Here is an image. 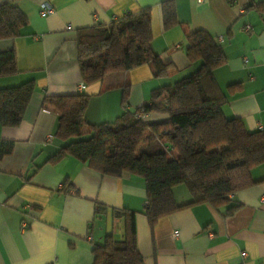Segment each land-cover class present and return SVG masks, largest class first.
Wrapping results in <instances>:
<instances>
[{
	"label": "crops",
	"instance_id": "crops-1",
	"mask_svg": "<svg viewBox=\"0 0 264 264\" xmlns=\"http://www.w3.org/2000/svg\"><path fill=\"white\" fill-rule=\"evenodd\" d=\"M161 1L0 0L26 18L17 37L0 40V51L14 50L18 69L0 77V88L29 79L35 84L20 124L0 126V140L13 142L12 151L0 158V264H91L94 244L106 235L121 237L123 221L112 217L113 208L134 212L137 248L145 264H264V163L249 172L255 183L231 196L229 206L238 204L231 213L226 206L195 204L150 227L143 214L141 177L101 176L72 156L45 162L62 144L53 136L56 114L42 108L45 96L82 92L88 96L86 124L113 122L123 109V86L128 87L126 109L133 111L153 89L195 69L185 56L184 33L196 30L216 38L226 57L213 71L227 99L223 114L240 119L249 131L264 129V0H173L178 24L167 30ZM43 2L53 8L46 17L39 13ZM145 8L150 12V50L168 65L166 76L155 77L143 64L78 91L77 30ZM65 180L71 189H61ZM173 196L180 204L189 201L180 186L173 188ZM94 201L107 208L98 217Z\"/></svg>",
	"mask_w": 264,
	"mask_h": 264
},
{
	"label": "trees",
	"instance_id": "trees-1",
	"mask_svg": "<svg viewBox=\"0 0 264 264\" xmlns=\"http://www.w3.org/2000/svg\"><path fill=\"white\" fill-rule=\"evenodd\" d=\"M160 4L167 30L178 24L173 0ZM25 24L15 5H0V40L14 39ZM184 36L185 56L195 69L153 89L149 99L133 111L126 109L128 87L123 86V109L113 122L86 124L88 96L82 92L45 96L42 101L43 109L56 114L53 136L62 143L45 162L54 164L72 156L101 176L141 177L146 191L143 214L150 227L158 218L195 204L226 206L227 214L231 213L238 207L229 206L231 196L254 184L249 172L264 163V129L249 131L240 119L227 118L222 112L227 99L213 71L226 57L218 40L204 30ZM150 40L149 8L107 24L79 28L76 58L82 82L86 86L143 64L152 68L155 77L166 76L168 65L152 54ZM17 73L14 50L0 51V77ZM34 88L33 79L0 88V126L20 124ZM84 124L85 133L81 131ZM12 148V141L0 140V158ZM181 185L189 201L180 204L173 188ZM71 188L68 180L61 187ZM106 209L94 201L96 217ZM111 212L114 219L123 221L121 237L106 235L94 244L91 264H145L137 248L134 212L124 208Z\"/></svg>",
	"mask_w": 264,
	"mask_h": 264
},
{
	"label": "built area",
	"instance_id": "built-area-1",
	"mask_svg": "<svg viewBox=\"0 0 264 264\" xmlns=\"http://www.w3.org/2000/svg\"><path fill=\"white\" fill-rule=\"evenodd\" d=\"M200 1V0H199ZM228 2H230V3H236L237 1L236 0H227ZM239 10H242V8H240ZM39 13H40V15H42V16H49V15H51L52 13H53V8H52V6L50 5V3H48V2H43L42 4H41V6H40V10H39ZM125 16V15H124ZM69 27V26H68ZM244 29L245 30H248L249 29V26L248 25H246L245 27H244ZM85 88V84L83 83V82H80L78 85H77V90L78 91H82L83 89ZM48 138H51V136L50 137H48ZM26 226H27V224H26V222L25 221H23L22 223H21V225H20V228L22 229V230H24L25 228H26ZM210 236H211V234H209ZM88 239H90L89 237H88Z\"/></svg>",
	"mask_w": 264,
	"mask_h": 264
},
{
	"label": "rangeland",
	"instance_id": "rangeland-1",
	"mask_svg": "<svg viewBox=\"0 0 264 264\" xmlns=\"http://www.w3.org/2000/svg\"><path fill=\"white\" fill-rule=\"evenodd\" d=\"M180 187L184 188L182 185H181ZM118 238H119V237H118Z\"/></svg>",
	"mask_w": 264,
	"mask_h": 264
}]
</instances>
